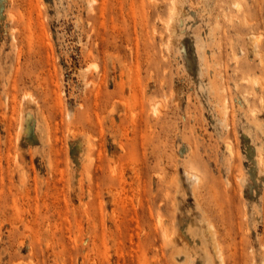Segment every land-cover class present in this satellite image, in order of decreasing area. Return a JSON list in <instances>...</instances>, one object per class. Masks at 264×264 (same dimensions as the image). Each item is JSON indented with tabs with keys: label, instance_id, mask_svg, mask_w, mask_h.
<instances>
[{
	"label": "rangeland",
	"instance_id": "374dc122",
	"mask_svg": "<svg viewBox=\"0 0 264 264\" xmlns=\"http://www.w3.org/2000/svg\"><path fill=\"white\" fill-rule=\"evenodd\" d=\"M90 1L0 0V264H264V0Z\"/></svg>",
	"mask_w": 264,
	"mask_h": 264
},
{
	"label": "bare ground",
	"instance_id": "6f19581e",
	"mask_svg": "<svg viewBox=\"0 0 264 264\" xmlns=\"http://www.w3.org/2000/svg\"><path fill=\"white\" fill-rule=\"evenodd\" d=\"M92 1H93V0H92ZM92 1H90V2L92 3ZM172 4H174V3H172ZM91 5H92V4H91ZM170 5H171V4H170ZM174 6H175V4H174ZM174 6L172 5L173 8H172V10H171V12H173V13H174V11H173ZM227 8H228V7H227ZM169 10H170V9H169ZM238 12H239V11H238ZM172 15H174V14H172ZM223 15H224V14H223ZM224 17H225V16H224ZM230 22H231V21H230ZM237 23H238V22H237ZM243 23H245V22L243 21ZM247 23H248V22H247ZM167 25H168V24H167ZM170 25H171V24H170ZM246 26H248V24H246ZM167 30H168V29H167ZM238 35H239V34H238ZM254 39H255V38H254ZM255 40H256V41H255L254 45H257L258 40H257V39H255ZM259 43H260V42H259ZM254 45H253V47H255ZM254 50H255V49H254ZM257 50H258V49H256L255 51H257ZM242 53H243V52H242ZM259 56H260V55H259ZM257 57H258V56H257ZM261 63H262V62H261ZM93 67L96 69V67H95L94 65H93ZM88 69H89V67H88ZM88 69H87V70H88ZM90 69H91V68H90ZM86 72H88V71H86ZM222 74H223V73H222ZM253 83H254V84H253ZM253 83H252V84H253L254 86H255V84H257V82H255V81H254ZM225 90H226V89H225ZM28 98H30V96H28ZM29 100H31V98H30ZM245 100L247 101V99H245ZM245 100H244V101H245ZM260 101H261V100H260ZM262 101H263V100H262ZM225 103H226V105H227L226 100H225ZM224 105H225V104H224ZM226 105H225V106H226ZM225 106H224V107H225ZM155 109H156V108H155ZM156 110H158V109H156ZM263 112H264V111H263ZM255 114H256V113H255ZM69 117H70V118L72 117L70 113H69ZM224 121H225V120H224ZM225 122H226V121H225ZM226 123H227V122H226ZM225 125H227V124H225ZM228 127H229V125H228ZM228 127H225V128L228 129ZM259 129H260V127H259ZM262 130H264L263 127H262ZM259 131H260V130H259ZM258 133H259V132H258ZM259 134H261V133H259ZM260 136H261V135H260ZM263 137H264V136H263ZM229 145H230V144H229ZM227 146H228V145H227ZM230 147H231V146H230ZM228 149H229V148H228ZM228 151H230V149H229ZM230 152H231V151H230ZM257 161H259V160H257ZM257 161H256V162H257ZM256 164H257V163H256ZM261 164H262V163H261ZM257 165H258V168L261 167V165H259V164H257ZM259 166H260V167H259ZM262 168H263V166H262ZM186 170H187V168H186ZM262 170H263V169H262ZM262 172H263V171H262ZM233 174H234V173H233ZM236 175H237V174H236ZM236 177H238V175H237ZM239 178H240V175H239ZM239 178H238V180H240V181L242 182V181H243L242 179H243L244 177H243V178H240V179H239ZM190 179H191L195 184H196V183L198 184V181L200 180L199 177H198L197 175H195L194 173H191V174H190ZM243 182H245V181H243ZM239 183H240V182H239ZM240 184H241V183H240ZM243 184H244V183H243ZM158 220H160V219H158ZM158 222L161 223V221H158ZM160 225H161V224H160ZM211 232H212V231H210V233H211ZM210 235H211V234H210ZM212 235H213V234H212ZM212 235H211V236H212ZM211 238H212V237H211ZM212 240H213V239H212ZM214 246H215V245H214ZM215 249H216V248H215ZM216 251H217V249H216Z\"/></svg>",
	"mask_w": 264,
	"mask_h": 264
}]
</instances>
